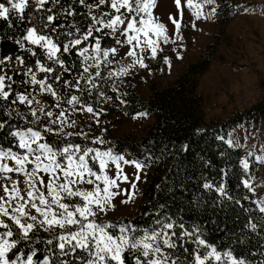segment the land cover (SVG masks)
Masks as SVG:
<instances>
[{
  "label": "trees",
  "instance_id": "trees-1",
  "mask_svg": "<svg viewBox=\"0 0 264 264\" xmlns=\"http://www.w3.org/2000/svg\"><path fill=\"white\" fill-rule=\"evenodd\" d=\"M0 3L11 8L7 0H0ZM85 3L94 7L90 10L79 0H59L58 3L48 0L43 8H38L36 0H27L23 19L15 10L9 12L8 20L0 18V60H4L0 64V75L12 78L5 81L11 84V89L5 88V91H10L9 99H0V123L5 124L0 129V149L20 152L18 141L11 133L28 128L40 131L44 139L39 143L49 144L57 152L66 146L77 145L81 149H102L96 143L75 135L45 132L42 121L46 115L38 110L39 119L33 123L31 111L40 107L35 101H40L47 113L57 99L46 91L42 93L39 84L33 85L32 74L37 80H45L46 85L52 86L59 97V104H68L67 101L76 96L78 102L74 103L75 106L91 107L93 113L100 117L119 115L127 118L145 114L151 122L140 136L122 135L112 140L113 153L125 151L143 165L144 171L133 214L111 221V227L106 231L116 236L124 227L137 238L145 233H167L177 247L164 248L162 238L158 242L169 254L170 261L176 260L177 264H194L196 255L203 257L212 248L223 256L230 253L233 259L244 260L245 264H264V213L254 203L251 189L257 164L252 157L246 156L243 162L248 167L245 169L240 150L225 142L232 127L245 121L255 126L264 120V82L259 83L263 91L259 101L231 117L214 120L205 118L200 98L194 91L196 75L203 72L209 63L204 55L200 56L198 63L190 64L184 75L175 76L169 87L156 90L150 86V93L144 98L135 91L131 75L122 78L109 75L113 73L114 66L103 58L102 52L98 57L99 68L93 66L84 73V63L94 64L95 61L82 62L77 55L78 49L88 47L90 54L95 55L91 49L97 38L102 50L119 48L121 45L116 43V39H126L119 32L113 36L109 29L103 28L100 32L94 31L88 41L64 52V44L82 36L93 25V16L107 19L104 13L115 14L108 3L100 5L99 0H85ZM215 4V18L225 23L230 15L227 0H215ZM50 15L55 19L48 24ZM28 28H35L39 35L50 37L57 44L61 49L57 56L64 62V67L49 60L44 48L24 39ZM18 41L23 43V48ZM37 61L53 71L40 72ZM97 71L99 76H96ZM17 94L28 95L29 99L35 97V100L31 106L18 101L14 103ZM88 163L94 170L92 163ZM245 183L249 187H245ZM205 184L211 187L205 188ZM221 187L223 194L218 191ZM4 220L14 233L19 232L10 220L6 217ZM166 224L173 227L167 229L164 227ZM251 224L256 225L255 229L250 227ZM74 230L72 226L65 230L45 231L37 226L27 241L14 234L12 239L19 242L9 256L15 259L20 255L21 260H26L27 255L35 252L34 264H42L45 257H48L49 264H61L62 261L65 264H86L90 256L82 249L72 252L66 247L68 254L60 253L58 235ZM3 231L5 229L0 228V232ZM185 232L191 235L184 236ZM197 239L204 240L205 246L197 245L194 242ZM48 240H52V244H48ZM136 256L139 254L126 252V264H132ZM139 258L144 260L142 256ZM205 264H209L208 261Z\"/></svg>",
  "mask_w": 264,
  "mask_h": 264
},
{
  "label": "snow or ice",
  "instance_id": "snow-or-ice-1",
  "mask_svg": "<svg viewBox=\"0 0 264 264\" xmlns=\"http://www.w3.org/2000/svg\"><path fill=\"white\" fill-rule=\"evenodd\" d=\"M48 0H36L37 7L43 8V5ZM54 3H58L59 0H53ZM81 5L88 7L90 10L94 7L85 3V0H79ZM215 0H203L205 4H213ZM7 3L11 5V8L6 7L3 3H0V18L8 20L9 12L15 10L21 14L23 19V12L27 6V0H7ZM108 3L110 8L115 14L104 13L107 19H97L92 17L93 25L88 31L68 43L63 45V51L69 52L71 48H76L84 41H88L93 32H100L103 28L110 30V34L115 36L119 32L120 35L126 39L121 41L116 39V43L123 47L125 44L129 46V50L126 55L133 58L132 64L127 67H122L119 73H110V76L127 74L128 69L139 65L141 68H146L144 63V57L139 56L135 51L139 48L141 52L151 50L152 58L155 59L157 55V49L159 47L158 41L162 40L164 43L175 42L170 41L167 35L168 29L164 23H161L158 17L153 15V9L156 6V0H99L100 5ZM177 9L181 7V0H175ZM189 9L201 8V4H194L193 0H187ZM124 10V11H122ZM247 11V9H245ZM215 13L213 9L212 14ZM72 13L69 12V15ZM197 19L203 15L200 11L193 13ZM182 15V14H181ZM139 17V19H137ZM55 19L54 16H48L47 22L51 24ZM169 20L175 26V35L177 39H182L180 36V21L169 16ZM100 25V27H96ZM195 27V25H193ZM55 31V29H53ZM151 34V35H150ZM71 35V33H68ZM143 36V40H141ZM155 36L156 39L151 37ZM29 43L38 45L41 48L46 49V54L49 60L60 64L64 67V62L59 59L57 53L61 49L50 37L45 35H39L35 28H28L27 34L24 37ZM135 42V43H134ZM20 47L23 48L22 42ZM147 45V47H142ZM118 49H101L99 38L96 39L95 45L90 50L88 47L78 49L77 55L82 58V62H87L90 59L95 61L94 64L84 63L83 72L88 73L90 67L99 68V55L102 52L103 58L108 59L110 52L115 55ZM17 59L20 63H23L19 57ZM4 60H0V64H3ZM165 63H169L165 59ZM37 67L40 72L51 73L52 68L46 67L37 61ZM67 70V69H65ZM29 72L32 70L29 69ZM99 71L96 72V76H99ZM84 77H81L83 79ZM10 76L0 75V99L7 101L10 96V91H5V88L11 89V84H6L5 81H11ZM57 80L60 77H56ZM31 83L33 85L39 84L41 92H48L54 98L57 99V106H59V97L53 90L51 85H46L45 80H37L36 75H31ZM78 83V82H77ZM89 83L91 79L89 78ZM94 86V85H93ZM35 97L29 99L28 95L17 94L15 101L20 104L31 106ZM40 105L39 109H32L31 115L34 118L35 123L39 117L37 116V110L49 118L53 116L52 112H44V105L40 104V101H35ZM78 102V97L72 96L67 103L73 105ZM84 111L93 113L91 107H87ZM95 115V113H93ZM143 115V114H142ZM65 113L61 111L56 120L52 123L59 121L61 124H65ZM135 118V117H134ZM75 122L68 124V127H73ZM5 127L4 123H0V129ZM45 132H50L51 129L45 126ZM62 131V129H61ZM68 135H71L69 133ZM11 136L15 137L18 141L17 147L20 152L13 151L11 149H0V228L5 231L0 232V264H34L33 256L36 254L32 252L27 255L26 260H21L20 255H16L15 259H11L9 253L16 249L19 241L13 240L12 237L19 235L22 240H29L30 233H32L37 226L43 228L45 231H51L56 228L65 230L72 226H77L78 230L70 233L58 235L57 239L60 241L58 247L61 255H67L66 247H69L72 252H75L77 248L84 250L90 256V259L86 261V264H126L125 253L131 251L132 253H138L132 264H177L176 260L170 261V256L165 253L158 242L162 238V244L164 248L175 249L176 243L168 236L167 233L152 232L145 233L142 237H135L130 234L124 227L119 229L120 235L114 236L110 234L106 229L111 227L107 224H97L94 221H89V217H95L97 212L93 209L96 208L100 212H104L107 207H112V200L118 194L112 191V188H119L117 180H121L124 183L128 182V176L123 174V170L120 168L118 161L124 160L122 156H113L109 152H99L92 148L81 149L80 146H66L61 151H54L53 148L46 143H39L44 137L40 131H34L32 128H28L26 131H13ZM102 141H93V143ZM35 145V147H33ZM95 151V155L91 157L93 161H99V173L93 171L89 166L86 157L90 153ZM62 157L63 159H59ZM111 160L116 164L117 175L115 178H110L107 174L108 160ZM11 162V163H9ZM125 163H128L125 161ZM31 165V167H29ZM134 166L139 170L142 165L134 163ZM243 166L247 169L248 164L243 162ZM10 173H15L16 176L23 177V180L14 179ZM43 173L44 175H40ZM47 177L45 180L44 177ZM88 177H95L96 181H102L104 184L103 189L96 185L91 191L81 190L78 187H74L80 184L93 185L94 180ZM139 180V176L136 177ZM23 184L24 187H20ZM131 187L135 189L136 184L132 183ZM205 188H210L211 185L205 184ZM245 187H249L245 183ZM223 194V187L218 189ZM73 197H79L82 204H68L64 201ZM133 198V195L129 194L128 199L122 201L127 203ZM35 211V215L32 211ZM264 211V207L261 208ZM7 218L19 229L18 233L12 231L11 226L5 222L4 218ZM31 221V222H29ZM165 228L171 229L172 224L164 225ZM250 227L255 229L256 225L251 224ZM134 231V230H133ZM184 236L191 235L188 232L183 233ZM75 242V243H73ZM197 245L205 246V241L197 239L194 241ZM48 244H52V240L47 241ZM187 251V250H186ZM198 251V249H197ZM142 256L143 261L139 258ZM230 264H245L244 260H235L230 253H225ZM214 258L219 262L222 257L216 252L215 248L207 252L203 257L196 255L194 258V264H205L209 259ZM42 264H49L48 257H45ZM65 264V262H61Z\"/></svg>",
  "mask_w": 264,
  "mask_h": 264
},
{
  "label": "rangeland",
  "instance_id": "rangeland-1",
  "mask_svg": "<svg viewBox=\"0 0 264 264\" xmlns=\"http://www.w3.org/2000/svg\"><path fill=\"white\" fill-rule=\"evenodd\" d=\"M193 3L201 4V8L199 10L189 9L187 0H181L179 9L176 7L175 0H156L153 15L165 24L169 40L175 42L158 41L159 47L155 59L152 58L150 49L141 52L139 48H136L138 57H144L147 67L141 68L137 64L129 68L127 74L114 76L122 78L131 75L135 91L144 98L150 93V86L156 90L169 87L175 76L184 75L189 65L198 63L200 56L204 55L209 63L203 72L196 75L194 91L200 98L205 118L223 120L231 117L234 113L244 111L259 101L263 95L259 83L264 82V0H227L230 15L225 23H220L212 14L215 2L205 4L203 0H193ZM195 11L203 13L201 18H196L193 14ZM169 16L180 21L182 39L176 38L175 26L169 20ZM151 38L156 39L155 36ZM143 39L141 36V40ZM142 47L146 48L147 45L142 44ZM116 49H118L117 53L113 55L110 52L108 57V61L114 66L113 73H119L122 67L131 65L133 61L132 57L126 55L129 50L127 44ZM165 59L169 63L166 64ZM85 108L74 104H59L57 106L55 103L47 111L52 112L53 116L51 118L45 116L42 124L44 127L50 128V132L53 133L61 132L65 135L71 133V136L75 135L87 141H102L96 143L102 149H92L102 153L110 151L113 156L124 157V160H120L118 163L123 174L128 176V182L117 180L120 187L112 188L113 192L118 193L112 200L113 206H106L104 212L94 208L97 215L89 217V221L95 222L96 220L97 224L111 225V221L119 216L133 214L138 202L137 192L144 171L142 164L139 170L135 168L134 163L138 162L125 151L113 153L111 151L112 140L122 135L140 136L146 126L150 124L151 119L145 114H134L127 118L119 115L100 117L97 114L84 111ZM61 111L65 113L66 123L61 124L59 121L52 123ZM73 122H75L73 127L67 126ZM225 142L228 146L240 150L242 162L246 156L252 157L256 162V176L251 189L253 201L261 211V208L264 207V120L255 126L251 122L245 121L232 127L227 132ZM95 151L90 153L86 160L95 167L93 171L99 173V161L91 159L95 155ZM107 174L110 178H115L117 175L116 164L110 159L107 164ZM9 175L14 179L23 180V177L16 176L15 173ZM40 175L44 174L40 173ZM137 176H139V180L136 179ZM44 178L47 180L46 176ZM88 178L94 180L93 185L80 184L74 187L91 191L96 185H99L103 189L102 181H96L95 177ZM132 183L136 184L135 189L131 187ZM20 187H24V185L21 184ZM2 194L0 191V195ZM129 194L133 195V198L127 203H122L128 199ZM64 202L68 204L83 203L79 197L66 199ZM261 212L264 213V211ZM32 214H36L34 210ZM74 227V231L78 230L77 226ZM118 235L120 232L116 236ZM221 257L222 260L219 262L211 258L208 263L230 264L227 257L223 255Z\"/></svg>",
  "mask_w": 264,
  "mask_h": 264
}]
</instances>
